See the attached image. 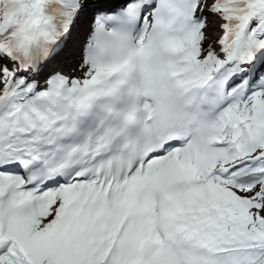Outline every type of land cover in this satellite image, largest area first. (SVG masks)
Wrapping results in <instances>:
<instances>
[{
	"label": "snow or ice",
	"instance_id": "snow-or-ice-1",
	"mask_svg": "<svg viewBox=\"0 0 264 264\" xmlns=\"http://www.w3.org/2000/svg\"><path fill=\"white\" fill-rule=\"evenodd\" d=\"M0 264H264V0H0Z\"/></svg>",
	"mask_w": 264,
	"mask_h": 264
}]
</instances>
